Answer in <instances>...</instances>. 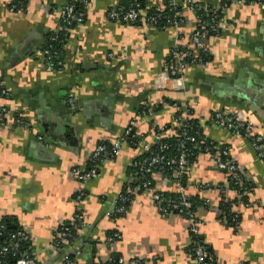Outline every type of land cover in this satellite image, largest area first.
I'll return each mask as SVG.
<instances>
[{"label": "crops", "instance_id": "1", "mask_svg": "<svg viewBox=\"0 0 264 264\" xmlns=\"http://www.w3.org/2000/svg\"><path fill=\"white\" fill-rule=\"evenodd\" d=\"M64 2L0 0V84L6 93L0 95V221L22 229L38 264H60L74 251L80 252L78 264H108L113 257L124 263L195 264L185 217L161 215L150 192L119 200L132 162L142 156L131 138L152 145L158 127L172 140L174 119L189 112L202 140L228 150L247 188L241 200L227 190L224 210L215 188L223 172L199 151L183 178L198 236L212 257L208 264H264V161L240 133L206 122L213 113H225L264 137V9L253 2L175 0L178 8L169 11L167 0H145L143 15L171 14L158 26L110 21L108 13L122 0H87L83 21L62 39L54 60L60 68L54 69L45 65L42 46L46 36L65 32ZM191 2L216 9L219 21L208 28L207 53L186 67L178 88L164 66L175 41V16L180 44L196 28ZM12 3L21 4L9 11ZM148 109L151 116L143 112ZM130 123L119 154L106 157L95 178L73 176V170L86 174L96 147L119 141ZM155 178L153 190L177 197L172 175ZM76 211L84 226L75 240L52 251L55 229ZM114 234L118 240L107 243Z\"/></svg>", "mask_w": 264, "mask_h": 264}, {"label": "built area", "instance_id": "2", "mask_svg": "<svg viewBox=\"0 0 264 264\" xmlns=\"http://www.w3.org/2000/svg\"><path fill=\"white\" fill-rule=\"evenodd\" d=\"M235 4L244 2L258 3L262 9H264V0H226ZM169 5V11L176 10L178 8L175 0H167ZM15 3H12L9 7V11H13L16 7H20ZM86 6V2L83 0H65L64 5L60 11L62 31H66L70 26L79 24L85 17V12L76 14V8L78 6ZM189 10L194 14L196 21V28L191 32L187 44H180L181 40L180 32L178 31L180 19L179 16H175L171 23L175 28V41L172 45L170 53L168 55L166 64L164 66L165 72L173 81L177 83L178 88L182 86V79L184 71L187 66L197 64L199 58L205 56L207 53L204 39L208 36V28L210 26L217 27L219 18L216 9L204 8L199 6L195 2H191ZM157 16V15H156ZM155 15L147 16L143 15V11L136 8H130L125 10L121 5L114 7L108 13V18L113 22H122L124 24H134L143 21L145 24L156 25L157 17ZM204 17L207 20H204ZM64 27V29H63ZM63 36V33H55L52 36V40H57ZM63 41L61 40L60 43ZM42 53L45 57V65L49 68L54 67L56 64L59 69L58 63H54L56 60V51L51 48L42 49ZM59 67V68H58ZM55 69V68H54ZM6 94L0 84V95ZM148 116H151V111L148 109L143 111ZM192 118L191 113L184 112L179 114L173 121L174 134L172 140H165L162 137L164 128L156 127V131L153 135L154 141L152 145L145 143L140 136H134L130 140V144L142 149V156H147L142 160L136 159L132 162V175L125 187V195L120 196V202H127L130 195H135L138 191L150 192L152 205L154 209L163 216L169 214H178L185 217L189 223V231L192 236V256L195 264H208L212 262L211 254L202 240L198 236L199 225L194 219V212L192 211L193 203L189 197L185 194L183 186V178L190 172V168L194 165V162H190L189 155L192 150L201 152L212 160H214L216 167H218L224 175L223 181L216 184L215 188L221 194V202L225 203L227 200L223 196L227 190L235 193L237 199L241 200L245 195L247 188L243 183V177L241 174L240 166L230 158L228 150L224 149L219 151L216 148H211L205 144V140L200 138V135L194 130L191 125ZM208 124L214 127L223 128L231 132H237L243 135V138L250 141L252 146L256 150L257 158L264 161V137L254 132L253 127L245 122L239 121L233 117L228 116L225 113H213L209 115L206 120ZM133 123H130L128 129L124 133V137L119 141L111 144L104 145L99 144L92 156L90 157V166L86 174H81L76 170L72 171L73 176L76 179L85 181L97 176L98 169L102 161L106 157H116L119 154L121 143L126 139L129 134ZM153 128H155L153 126ZM174 151V154L169 153ZM199 151V152H198ZM167 172L168 174H165ZM172 175L179 186V192L176 198H169L162 193H159L152 188L157 182L155 177H166ZM231 183L238 186V191L235 192L231 189ZM79 199V198H78ZM236 202V201H235ZM241 202V201H240ZM238 204V203H236ZM239 205V204H238ZM122 208L118 211L121 212ZM109 215V214H107ZM84 226L82 223V217L79 211L74 212L70 221L59 225L50 241L49 248L52 251H59L64 245H67L71 241L75 240L76 232L80 227ZM75 231L73 232L72 231ZM4 230L3 226H0V232ZM75 233V234H74ZM1 235V234H0ZM118 235H111L106 239L107 243H112L118 240ZM30 243L29 237L22 231L15 234H9L4 237H0V264H8L7 262L12 258H15L14 264H38L35 254L30 247L22 248V244ZM80 254L79 251H74L72 256L63 255L60 264H78L77 257ZM111 262V259H110ZM116 264H139L137 261H131L124 263L122 260H117Z\"/></svg>", "mask_w": 264, "mask_h": 264}, {"label": "trees", "instance_id": "3", "mask_svg": "<svg viewBox=\"0 0 264 264\" xmlns=\"http://www.w3.org/2000/svg\"><path fill=\"white\" fill-rule=\"evenodd\" d=\"M83 1H85L87 3V0H83ZM78 6H79V4H78ZM121 6L124 7L125 10H128L130 8H136L137 10L143 11L144 10V7L146 5H145V0H122ZM84 10H85V7L83 5H80L79 7L76 8V14H78L80 12H85ZM151 15H155V14H153V12H147V16H151ZM170 16H171L170 13L162 14L160 16L157 15L156 16L158 18L157 19V22H158L157 25L158 26H165L167 24V22H169L170 19L164 18V17H169L170 18ZM73 26H70L69 29L72 28ZM58 37H61L59 39V41H57V40L55 41V40H52L54 38L52 35L46 36V38L44 40V44L42 46V49H44V48L45 49L51 48L53 51H56L57 52V50H59L61 48L60 41L63 38L66 39L65 33H63V36L61 34H60V36L58 35ZM53 68L57 69L56 64L54 65ZM190 123H191L192 127L194 128V130L199 135H201V128H200V125H199L198 121L193 119ZM241 136L243 137V135H241ZM205 144L207 146L211 147V148L212 147L213 148H216L219 151H222V150L226 149L225 147L224 148L223 147H218L213 142H210V141H205ZM169 153L174 154V151H169ZM145 157H147V156H145ZM145 157L143 156L142 158L140 157L141 159L140 158L139 159L142 160ZM196 158H197V151L192 150L190 152V155H189L190 162H194L196 160ZM165 174H168V173L165 172ZM231 189L234 190L235 192H237L238 191V186L235 185L234 183H231ZM242 199H243V197H242ZM221 207L224 210H226V211H227V209H229L228 205L225 204V203L221 204ZM232 217H233V215H231V216L229 215L227 217L226 221L227 222L228 221H231L232 220ZM8 222H10V221H6L5 219H3V220L0 221V226H3L4 227V230L0 232V234H1L0 237H4V236L7 237V235H9V234H15L17 232H22V229L19 228L18 226H14L13 228H11V226L8 224ZM72 231H73V229H72ZM73 232H75V231H73ZM75 238H76V236H75ZM27 247H30V243H28V244H22V248L25 249ZM14 262H15V258H12L11 257V259L7 263L8 264H14ZM116 262H117V260L113 257V258H111V262L108 263V264H116Z\"/></svg>", "mask_w": 264, "mask_h": 264}, {"label": "water", "instance_id": "4", "mask_svg": "<svg viewBox=\"0 0 264 264\" xmlns=\"http://www.w3.org/2000/svg\"><path fill=\"white\" fill-rule=\"evenodd\" d=\"M14 226H11V228H13Z\"/></svg>", "mask_w": 264, "mask_h": 264}]
</instances>
